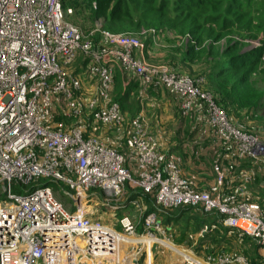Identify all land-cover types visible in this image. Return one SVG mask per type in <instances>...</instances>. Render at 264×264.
<instances>
[{
  "label": "built area",
  "instance_id": "built-area-1",
  "mask_svg": "<svg viewBox=\"0 0 264 264\" xmlns=\"http://www.w3.org/2000/svg\"><path fill=\"white\" fill-rule=\"evenodd\" d=\"M62 1L0 0V264H112L120 247L118 233L93 216L88 204L99 200L113 211L125 208V185L155 190L153 209L144 214L140 234L130 216L117 219L124 236L138 240V245L150 239L149 249L158 242L156 235L165 233L158 213L162 208L190 205L216 213L223 226L250 236L264 259V201L247 200L254 169L264 180V137L230 120L202 89V76L146 63L142 50L145 39L155 41L153 28L110 31L97 22L83 34L69 19L72 7ZM92 7L97 8L95 2ZM95 33L96 42L91 38ZM78 56L86 58L83 71L95 86L86 108L103 129H125L120 107L110 97L115 65L138 77L145 90L165 88L175 97L181 116L194 114L202 122L226 161L213 164L215 179L208 189L197 190L193 179L181 175L179 158L158 149L143 112L128 121L125 144L131 167L125 166L124 153L97 137L85 138L81 118L67 125L51 122L55 105L81 115L76 93L83 82L72 73ZM243 160L251 166L236 171ZM39 179L67 186L72 192L65 193L68 207ZM179 264L251 262L244 254L220 252L201 258L180 251Z\"/></svg>",
  "mask_w": 264,
  "mask_h": 264
},
{
  "label": "trees",
  "instance_id": "trees-1",
  "mask_svg": "<svg viewBox=\"0 0 264 264\" xmlns=\"http://www.w3.org/2000/svg\"><path fill=\"white\" fill-rule=\"evenodd\" d=\"M93 2L97 6L96 9L92 7ZM62 4L64 7H72L73 14L69 18L72 23L71 17L79 9L81 14L88 12L93 18L103 17L107 23V27H105L110 31L121 28L133 30L153 28L159 39L165 40L167 47L157 50L156 56H151L154 59L150 60L156 61L159 58L178 73L188 71L196 73L197 76H202L204 79L202 89L211 94L215 103L225 111L227 116L229 114L228 117L238 119L235 120L236 122L246 123V118L252 120L254 116L259 114L263 115L261 118H264V0H63ZM91 38L94 42L98 41V33H95ZM249 40L258 41V45L247 46L251 44ZM77 58H80L81 62L72 70V73L83 82L87 79L83 71L86 58L82 56ZM122 74L120 76L117 72L113 74V86L114 82L116 83L114 89L112 87V94L113 90L115 92L112 98L118 103L124 116L127 135L129 117L124 114V108L127 107L126 99H129L132 88L136 86V83L139 85L140 80L125 73ZM126 77L130 78L129 81L126 80ZM156 88H159L156 89L157 92L153 90L154 87L148 89L153 98L150 101L152 104H163L159 102L160 98H165L161 90L173 96L163 87ZM83 106L86 109L85 112L82 107L81 112V117L86 120V130L83 136L85 138L97 137L96 132H99L100 125L93 122L92 114L88 112L84 104ZM58 108L56 106V110ZM56 110L52 109L50 113L52 123H56L53 122L52 118L58 120L62 117L61 114L65 116L62 112L55 114ZM241 113L244 114V118H237L236 116L241 115ZM184 119L190 120L189 118ZM94 125L97 128L93 129ZM188 127L190 131L193 132L194 130L195 132V129H191L190 125ZM248 127L246 126L247 131L256 133L255 130H252L255 128L251 126L252 129H250ZM104 130L113 132L112 130ZM192 132L189 137L190 142H173L170 146L166 144V151L169 154L166 153L180 158L181 175L193 179L196 189L202 191L208 189L214 181L209 184L204 178L198 183L196 181L200 170L207 164L205 161L211 159L212 168L215 162L221 160L223 164H226V161L221 159L220 144L212 145L209 137H205L208 138L206 142L203 140L204 137L201 139L197 137L196 140H192L195 135L194 133L192 135ZM125 138H123L125 149H116V151L125 154V166L131 167V151L126 147ZM210 145L216 152L211 150ZM107 146L110 147V145ZM242 163L246 162H241L238 166L239 169L243 168ZM184 167L192 169L193 174H186ZM262 180L261 176L255 179L256 182ZM38 181L46 182L52 189H56L57 184L68 188L58 181H47V179H39ZM129 191L131 193L127 200H136V204L143 208L144 214L153 209L150 206L153 204L155 190L145 192L136 188ZM253 197H250L249 194L247 200H255L263 205L264 192H260L259 198ZM127 200L126 203L129 202ZM131 207H135V203ZM123 209L126 210L127 206ZM186 209L194 208L188 206ZM158 213L162 216L163 212ZM171 217L180 218L177 215L168 216L166 221L171 220ZM216 221L217 228L222 227L223 231L214 228L211 224L210 227H213L210 228L211 233L214 230L216 236L215 238L211 237L210 242L215 243L217 239L221 240V236L226 238L236 236L238 239L237 232L232 228L223 226L219 222L218 216ZM201 224L198 223L196 226L199 227ZM176 240L177 243H182V237H178ZM254 246L256 247V245ZM127 257L129 256L114 259L112 264H120L127 260ZM150 261V257H148L147 264H150ZM253 262L251 264H264V259L254 252Z\"/></svg>",
  "mask_w": 264,
  "mask_h": 264
},
{
  "label": "rangeland",
  "instance_id": "rangeland-1",
  "mask_svg": "<svg viewBox=\"0 0 264 264\" xmlns=\"http://www.w3.org/2000/svg\"><path fill=\"white\" fill-rule=\"evenodd\" d=\"M98 19L100 21H98ZM71 20L75 24V26L83 32V34H86L87 32H90L95 24L97 22H101V27L104 29H107V23L103 19V17L98 16L96 18H93L88 12H85L84 14H81L78 11L71 17ZM106 26V27H105ZM143 28H139L137 30H133L131 28H121L116 31H123V32H130V33H135V32H140ZM150 38H147L144 40V47L142 50V56L143 59L146 63L148 64H153V65H168L167 63L161 61L159 58H157L156 61H152L150 59H154L151 56H156L157 50H162V44L165 42V40L162 38V43L159 44H152L150 41ZM251 43L250 45L248 44L247 46L249 47H254L258 45V41H252L249 40ZM161 52V51H160ZM81 62L80 58H76L72 64V69L76 68L78 64ZM115 72L119 73L120 75H123L120 68L115 65ZM176 71V70H174ZM114 72V73H115ZM184 73L188 74L191 77H197L196 73L193 72H188L185 71ZM82 75V74H81ZM132 77V76H130ZM130 78L126 77V80L129 81ZM131 82V81H130ZM114 86L113 89L115 87ZM149 88L146 90L143 89L139 85L132 88V92L130 94L129 99H126L127 102V107L124 109V114L127 117H133L135 115H138V113L143 112V115L145 116V123L147 124V129L149 134L154 137V142L157 145L158 149L162 152H166V144L170 146L171 143L173 142H190L191 139L189 138L191 136V132L188 125H190L191 129H195V132L193 130V133L195 134L193 136L192 140H196V138L201 135V131L206 130L203 127L202 122L196 120V117L194 114L186 115L182 117L179 113V107L176 102V99L174 96L168 95L164 90H161L164 95V97L168 100V104L165 105L163 104H152L149 99H150V92L148 91ZM156 89L159 88H154L157 92ZM160 91V90H158ZM95 92V86L94 83L90 84V82L86 79L83 81V84L81 88L77 91L76 99H79L81 104L79 106H83V104L86 106V102L89 99L90 95ZM112 95H115V92L113 90L112 94V89L110 91V97L112 98ZM152 104V106H150ZM60 105V104H59ZM53 109L56 110V106L53 107ZM85 109V108H84ZM57 113H64L61 114L62 117H60L58 120H54L53 122H61L65 125L73 123L77 121L78 119H82L83 122L85 123L86 120L85 118L79 116H72L71 108L70 107H59L56 110ZM82 112V111H81ZM86 112V109H85ZM229 116V114H228ZM52 117V116H51ZM237 118H244V114L241 113V115L236 116ZM263 115L259 114L257 116H254L252 120H247L248 118L245 119L246 123L243 122L248 128L252 129L251 126L255 129V132L259 134L261 137H264V118ZM184 118H189L190 120L187 121V119ZM230 120L233 122H236L235 120H238L234 117H229ZM100 125V124H98ZM258 127V128H256ZM97 128L96 125L93 126V129ZM125 128V126H124ZM113 132H108L105 131L102 126L100 125L99 127V132L97 133V137L100 140H103L106 145H110V147L115 148V149H120L124 150L125 146L123 144L126 136V128L124 129V132H119L112 130ZM207 132V130H206ZM197 135V136H196ZM201 139L200 137H198ZM204 142L208 140V138H203ZM209 142H211L209 140ZM211 159H207L205 163V167L200 170L199 177H197V183L198 181H201L202 178H204L205 181H207V184L211 183L214 180V171L213 168L211 167ZM241 162H246L242 163L241 166L243 168L241 169H246L251 166V164L243 160ZM239 162L237 164V170H239L238 166L240 165ZM179 163H180V158H179ZM195 171V170H194ZM196 172V171H195ZM259 178V173L254 169V175H253V181L249 185L250 189V197H253L255 195L256 198H259L260 192H264V180L261 182H256L255 179ZM60 183V182H59ZM135 190L134 188H131L128 185H125L124 190ZM53 193L58 197V199L63 203V206L68 207L70 204V198L67 195L69 192L72 194L71 191H69L68 188H65L61 184H57L56 189H52ZM98 191V190H97ZM99 192V191H98ZM67 193V194H65ZM126 195V192H124ZM125 197V196H124ZM253 197V198H255ZM125 200L124 198L121 200ZM255 201V200H254ZM102 201L99 200H94L90 202L88 205L90 206L92 212H94L93 216H100L101 217V222L104 223L105 225L110 226L115 232H117L116 238L118 239V244H119V249L116 251L114 257H119V256H129L127 257V260L121 262L120 264H130V260L133 258L134 259V264H147L148 257L152 260V264H178L180 261V251H188L192 252L195 256L204 258L208 254H218L220 252L224 253H229V254H244L247 256L249 262H253V253L255 252L256 255H260V248L259 246L254 242V240L248 236L245 235H237L238 239L236 236H229V238L222 237L221 240H218L213 243L210 242V238L213 237L215 238L216 233L213 232L211 233L210 228H217V216L215 214H209L205 212H201L197 207H193L194 209H186L190 205H180L177 207H171V208H162L161 212L162 216L160 215V223H163L165 233L164 234H157L156 237L160 240H164L170 245L173 246V248L167 247L163 245L160 241L157 243H154L149 249H147V244L148 246L150 245L149 241H144L142 245H139L137 248L135 245L136 244H131V242H138L136 239H132L129 237L124 236V233L122 229L116 224L117 219H119L123 215L130 216V218L135 222V226L137 228V233L140 234V226L144 217V212L143 208H140L136 203L135 207H130L127 208L126 210L124 209H118V210H111L108 207H105L101 205ZM120 202V201H119ZM153 208V204L150 206ZM192 207V206H191ZM121 210V211H120ZM152 210V209H151ZM113 212V213H112ZM183 213V214H182ZM182 214V216H181ZM178 216L180 217L179 219H175L174 217H171V220H167L168 216ZM216 219V220H215ZM202 222V224H201ZM199 227H197V224ZM213 225V227H210V225ZM168 228V230H167ZM222 228V227H221ZM221 228H217L220 231H223ZM208 233V234H206ZM206 234V235H205ZM182 237V243H177L176 238ZM143 241V239H141ZM117 242V241H116ZM256 245V247L254 246ZM222 250V251H220ZM119 256H118V255ZM112 260V261H113ZM133 264V262H132Z\"/></svg>",
  "mask_w": 264,
  "mask_h": 264
},
{
  "label": "crops",
  "instance_id": "crops-1",
  "mask_svg": "<svg viewBox=\"0 0 264 264\" xmlns=\"http://www.w3.org/2000/svg\"><path fill=\"white\" fill-rule=\"evenodd\" d=\"M151 42H152V44H157V42L159 43V44H161L162 43V41L163 40H161V39H159V37L158 36H156V39H155V41H153V40H150ZM167 47V44L164 42L163 44H162V48H166ZM132 77H134V76H132ZM136 78H138V77H136ZM139 79V78H138ZM151 99H153L152 97H150V99H149V101H151ZM168 100L166 99V98H160L159 99V102L160 103H164L165 105H167L168 104V102H167ZM208 135H207V133L203 130V131H201V135H199L198 137H200V138H205V137H207ZM212 145H214V144H212ZM209 148V147H208ZM210 148H211V150L213 151V152H216V150H213L212 149V147H211V145H210ZM167 152V151H166ZM168 153V152H167ZM169 154V153H168ZM171 155H173V154H171ZM184 172L186 173V174H193V170L192 169H190V168H187V167H184ZM195 175V174H194ZM193 176V175H192ZM124 192H126V195H125V197H123L125 200H124V205L125 206H127V208H129L130 206L129 205H132V204H134V203H136V200H127L126 198H128V196H129V194L131 193L129 190H124ZM122 198V199H123ZM126 200H127V202L128 203H126ZM160 241V240H159ZM163 245H165L162 241H160ZM132 244H136L135 246L138 248L139 247V245L137 244V242H132ZM165 246H167V245H165ZM118 255V254H117ZM119 256V255H118ZM123 257H125V256H119V257H114L115 258V260H117V259H121V258H123ZM112 260H113V258H111ZM151 260V259H150ZM114 261V260H113ZM112 261V262H113ZM131 264V263H130ZM150 264H152V260L150 261ZM179 264V263H178Z\"/></svg>",
  "mask_w": 264,
  "mask_h": 264
},
{
  "label": "bare ground",
  "instance_id": "bare-ground-1",
  "mask_svg": "<svg viewBox=\"0 0 264 264\" xmlns=\"http://www.w3.org/2000/svg\"><path fill=\"white\" fill-rule=\"evenodd\" d=\"M152 241V240H150V239H143V241ZM160 239H158V241H159ZM160 241H162L165 245H167V247H170V248H173V246L172 245H170L169 243H167L166 241H164V240H160ZM126 257V256H125ZM132 262H133V264H134V259L132 258L131 260H130V263L132 264ZM124 263V262H123Z\"/></svg>",
  "mask_w": 264,
  "mask_h": 264
}]
</instances>
